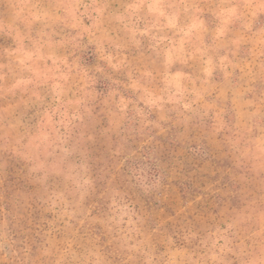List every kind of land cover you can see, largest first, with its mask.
Returning <instances> with one entry per match:
<instances>
[{"label": "rangeland", "instance_id": "374dc122", "mask_svg": "<svg viewBox=\"0 0 264 264\" xmlns=\"http://www.w3.org/2000/svg\"><path fill=\"white\" fill-rule=\"evenodd\" d=\"M0 264H264V0H0Z\"/></svg>", "mask_w": 264, "mask_h": 264}]
</instances>
